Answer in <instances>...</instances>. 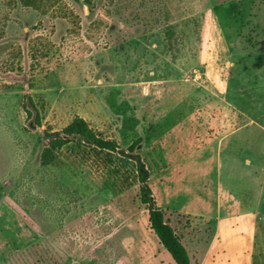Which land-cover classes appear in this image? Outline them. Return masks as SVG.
<instances>
[{
  "label": "rangeland",
  "instance_id": "obj_1",
  "mask_svg": "<svg viewBox=\"0 0 264 264\" xmlns=\"http://www.w3.org/2000/svg\"><path fill=\"white\" fill-rule=\"evenodd\" d=\"M25 96L41 128L26 121ZM75 116L137 144L190 264H264L256 216L224 220L212 244L195 211L216 189L210 150L196 153L264 125L262 0H0V264H176L134 166L118 177L74 143L51 156L45 131ZM224 120L233 127H211ZM261 184L249 186L250 212Z\"/></svg>",
  "mask_w": 264,
  "mask_h": 264
},
{
  "label": "crops",
  "instance_id": "obj_2",
  "mask_svg": "<svg viewBox=\"0 0 264 264\" xmlns=\"http://www.w3.org/2000/svg\"><path fill=\"white\" fill-rule=\"evenodd\" d=\"M233 125V120H224L223 123L213 122L211 127L232 128ZM225 135L221 142L217 138L211 139L207 147L196 153L201 157L207 150L211 152L210 171L213 172L216 185L214 197L211 201L201 198V206L195 211L198 218L209 225L212 231L214 228L212 244L221 235V224L224 220L231 222L253 214L264 223V125L252 120ZM226 141L229 143L223 146ZM227 151L224 162V153ZM224 171L227 184L224 183ZM255 182L262 184L260 195L257 196L258 204L252 213V202L250 203L248 194H252L254 187L249 186ZM251 197L255 199L256 195Z\"/></svg>",
  "mask_w": 264,
  "mask_h": 264
},
{
  "label": "trees",
  "instance_id": "obj_3",
  "mask_svg": "<svg viewBox=\"0 0 264 264\" xmlns=\"http://www.w3.org/2000/svg\"><path fill=\"white\" fill-rule=\"evenodd\" d=\"M264 5V0H262ZM23 108L27 114V122L33 120L34 128H41L42 117L38 104L31 96H25ZM45 138L48 141L50 154L53 157L71 143L78 149V154L103 158L105 166L112 168L114 174L122 176V171L134 166L137 181L140 183V200L147 206L151 229L157 235L161 245L170 254L176 264H190L188 250L181 238L176 234L172 226L165 220L164 211L157 205L152 189L148 185L149 172L137 155V144L131 145L128 149L120 147V144L113 139L102 137L95 131L90 123L75 116L73 120L61 131H45ZM96 158V159H97Z\"/></svg>",
  "mask_w": 264,
  "mask_h": 264
}]
</instances>
